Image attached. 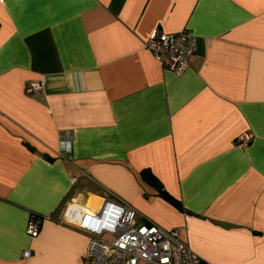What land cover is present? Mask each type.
Here are the masks:
<instances>
[{
    "label": "crops",
    "instance_id": "1",
    "mask_svg": "<svg viewBox=\"0 0 264 264\" xmlns=\"http://www.w3.org/2000/svg\"><path fill=\"white\" fill-rule=\"evenodd\" d=\"M155 28L197 36L181 75ZM105 199L205 264H264V0H0V264H85Z\"/></svg>",
    "mask_w": 264,
    "mask_h": 264
},
{
    "label": "built area",
    "instance_id": "2",
    "mask_svg": "<svg viewBox=\"0 0 264 264\" xmlns=\"http://www.w3.org/2000/svg\"><path fill=\"white\" fill-rule=\"evenodd\" d=\"M144 46L163 68L180 75L197 51V36L188 29L165 32L155 28ZM41 88L40 81H31L25 86V92ZM249 140V133L237 137V142L243 145ZM76 224L88 238L85 264H205L179 239V228L166 230L151 222H141L134 209L116 200L105 199L98 211L82 213ZM38 227V222L31 217L27 234L35 235ZM29 254V251L23 252L24 257Z\"/></svg>",
    "mask_w": 264,
    "mask_h": 264
},
{
    "label": "trees",
    "instance_id": "3",
    "mask_svg": "<svg viewBox=\"0 0 264 264\" xmlns=\"http://www.w3.org/2000/svg\"><path fill=\"white\" fill-rule=\"evenodd\" d=\"M141 179L148 184L152 185L157 189V194L167 200H170L174 204H177L176 200L171 197V195L163 189V187L160 185L156 177L149 171V170H142L141 171ZM33 217L36 215H32Z\"/></svg>",
    "mask_w": 264,
    "mask_h": 264
},
{
    "label": "bare ground",
    "instance_id": "4",
    "mask_svg": "<svg viewBox=\"0 0 264 264\" xmlns=\"http://www.w3.org/2000/svg\"><path fill=\"white\" fill-rule=\"evenodd\" d=\"M181 75V74H180ZM238 137V136H237ZM248 142H250V140L248 141ZM248 142H246L245 144H247ZM111 200H114V199H111ZM94 212V211H93ZM93 212H88V213H93Z\"/></svg>",
    "mask_w": 264,
    "mask_h": 264
},
{
    "label": "rangeland",
    "instance_id": "5",
    "mask_svg": "<svg viewBox=\"0 0 264 264\" xmlns=\"http://www.w3.org/2000/svg\"><path fill=\"white\" fill-rule=\"evenodd\" d=\"M109 237V236H108ZM108 237H105V238H108Z\"/></svg>",
    "mask_w": 264,
    "mask_h": 264
}]
</instances>
